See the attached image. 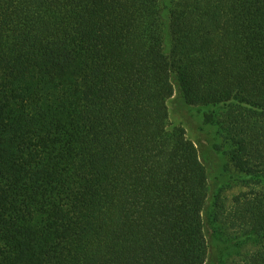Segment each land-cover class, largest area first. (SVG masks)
<instances>
[{
	"label": "trees",
	"instance_id": "trees-1",
	"mask_svg": "<svg viewBox=\"0 0 264 264\" xmlns=\"http://www.w3.org/2000/svg\"><path fill=\"white\" fill-rule=\"evenodd\" d=\"M176 93L264 184V0H172L167 27L159 0H0V264H212ZM242 208L264 264V188Z\"/></svg>",
	"mask_w": 264,
	"mask_h": 264
},
{
	"label": "rangeland",
	"instance_id": "rangeland-1",
	"mask_svg": "<svg viewBox=\"0 0 264 264\" xmlns=\"http://www.w3.org/2000/svg\"><path fill=\"white\" fill-rule=\"evenodd\" d=\"M166 27L172 0H159ZM169 33L166 30V49L169 47ZM169 127H182L199 150L200 158L207 169L209 197L205 211L206 233L210 242L212 264H244L246 257L258 249V244L245 234L243 228L242 203L254 200L263 187V181L249 178L229 159L224 140L217 128L206 125L204 116L213 108L190 107L178 93L168 102ZM221 195L223 208L217 214V229L214 231L207 221L214 203Z\"/></svg>",
	"mask_w": 264,
	"mask_h": 264
}]
</instances>
